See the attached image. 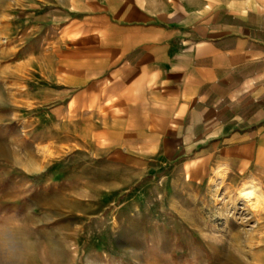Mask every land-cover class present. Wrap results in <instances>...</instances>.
<instances>
[{
  "label": "rangeland",
  "instance_id": "1",
  "mask_svg": "<svg viewBox=\"0 0 264 264\" xmlns=\"http://www.w3.org/2000/svg\"><path fill=\"white\" fill-rule=\"evenodd\" d=\"M131 1L0 0V264H264V181L86 102L84 16Z\"/></svg>",
  "mask_w": 264,
  "mask_h": 264
},
{
  "label": "crops",
  "instance_id": "2",
  "mask_svg": "<svg viewBox=\"0 0 264 264\" xmlns=\"http://www.w3.org/2000/svg\"><path fill=\"white\" fill-rule=\"evenodd\" d=\"M121 4L84 16L86 102L188 163L264 181V0Z\"/></svg>",
  "mask_w": 264,
  "mask_h": 264
},
{
  "label": "bare ground",
  "instance_id": "3",
  "mask_svg": "<svg viewBox=\"0 0 264 264\" xmlns=\"http://www.w3.org/2000/svg\"><path fill=\"white\" fill-rule=\"evenodd\" d=\"M247 191L244 193L245 195H248V196H251V192H252V189L249 188V189H246Z\"/></svg>",
  "mask_w": 264,
  "mask_h": 264
}]
</instances>
